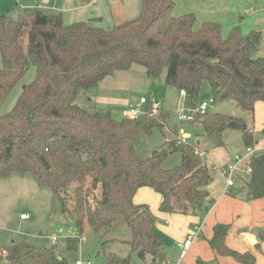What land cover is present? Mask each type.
<instances>
[{
  "label": "trees",
  "instance_id": "1",
  "mask_svg": "<svg viewBox=\"0 0 264 264\" xmlns=\"http://www.w3.org/2000/svg\"><path fill=\"white\" fill-rule=\"evenodd\" d=\"M138 3L136 18L110 29L92 22L65 24L60 13L38 9L16 21L0 16V108L25 73L35 71L13 107L0 113V179L14 173L32 175L39 185L51 189L61 215L71 219L73 229L66 230L79 236L88 226L106 236L124 223L131 234L130 254L142 262L150 257V264H168L151 210L134 204L133 197L139 189L149 188L161 196L158 210L162 213L204 215L212 175L206 160L196 154L200 151L196 141L185 147L165 142L150 157L142 158L134 147L137 135L161 130L167 120L165 114L150 113L151 102L137 117L114 119L109 112L90 113L75 101L106 77L134 65L142 67L148 78L165 72V85L184 91V105L189 109L200 104L198 96L206 82L214 104L230 101L249 120L208 109L188 123H198L219 145L224 131H239L247 149L256 142L250 130L255 104H264V57H253L260 32L242 34L236 26L223 37L217 23L204 22L194 29L195 14L174 16V0ZM175 152L180 153V164L165 169L164 160ZM248 166L247 200L262 199L264 153L251 156ZM228 230L227 225H215L210 247L240 264H254L250 253L240 254L226 246ZM79 243L76 236L68 237L64 250L76 251ZM2 260L6 264H67L57 245L37 247L26 242L0 248ZM128 261L110 254L106 264Z\"/></svg>",
  "mask_w": 264,
  "mask_h": 264
},
{
  "label": "rangeland",
  "instance_id": "2",
  "mask_svg": "<svg viewBox=\"0 0 264 264\" xmlns=\"http://www.w3.org/2000/svg\"><path fill=\"white\" fill-rule=\"evenodd\" d=\"M102 1L100 5L102 22L99 24L102 29H110L113 27V24L118 25L122 23L121 21L123 20H132L138 16V0H114V3L123 9L122 12L124 17H120L121 14L118 12L114 13V7L110 6L112 0ZM174 4L173 14H181L182 12L187 14V12H193L196 16L199 14L202 21L206 18L220 22L223 26V36L227 35L230 26L238 24L242 32V30H245L244 24H247L250 19L254 18L256 13L259 12L264 15V0H174ZM34 9L52 14L57 13L53 0H0V16H5L13 21L18 20L19 17L25 13L33 12ZM210 9L213 10V14L208 18V14H210L211 11ZM239 9H242L245 13L237 17L235 16V11ZM253 9L254 11H259L253 13ZM107 12L108 17L105 18ZM250 15H252L251 18L249 17ZM174 16L176 15L174 14ZM258 17L261 19L260 16H257L255 20H257ZM196 27V29L200 27L199 23L196 24ZM256 56L264 57V31L261 36L258 50L253 53V57ZM0 68H2L1 59ZM128 74L131 76L130 86L127 90H114L109 87L105 89L104 94H107V97L102 101H97V99L95 100L94 98L92 102L86 103L83 96L84 94H81L78 96L75 103L79 107L83 106L85 110L90 112L106 113V110L107 112L109 110L112 118L121 119L123 113H127L130 107H134L142 97L149 102H157L160 105L161 113L168 116L165 126L162 127L163 130L167 131L169 128L183 129L184 133H192L191 123L184 121L180 122L178 120L177 113L184 103V97L179 96V91L175 87L165 85V72L158 77L148 78L142 67L134 65L131 67ZM34 76L35 71L33 68L25 73L3 102L0 113H6L13 107L23 85L30 83L34 79ZM93 91L95 90H90L85 95L90 96ZM210 98H214V95L209 85L204 82L200 89L198 102H207ZM145 108L146 107L142 105L140 107V112H144ZM209 112L230 115L245 121L249 119L245 112L230 101H217L214 105L211 104ZM253 123L258 124L257 126L264 124V105L262 103L255 105ZM164 138L165 137L159 129L152 130L148 135L141 132L137 135L135 140V151L142 158L150 157L156 149L163 145ZM198 138L201 141L200 147L207 151L208 155L212 153V155H214L215 152V155L219 157V159H216L214 155V163L216 164H220L227 160H233L235 156L242 157L245 154L246 146L243 143L242 135L239 131H224L221 136L220 145L218 141L211 137L200 135ZM165 160L163 164L168 163L173 167L178 166L180 164L179 152L171 154ZM206 163H208V161ZM210 172L213 179L214 172L211 169ZM239 175L242 178V182L239 181L238 185L242 190L245 188V183L249 180V177L241 173H239ZM11 177L14 181L19 179L17 184L20 185L18 187H11L13 195L10 199L1 198L0 219H4L5 212L8 218L3 224L1 222L0 226L11 228L12 231L16 233L15 242H26L37 247H49V236L56 235L63 237L65 235H70L66 229L70 227L72 231V221L61 215L60 207L53 201L51 189L39 185L30 174L14 173L6 179H11ZM235 182L237 183L236 179L234 180V183ZM147 206L151 210L150 205ZM21 213L28 215L30 218L20 220L19 215ZM163 216L164 215L160 213L157 216L154 215L155 225H167V223L165 224V221H163ZM79 238H81V240L76 251L67 252L64 250V238H60L57 244L59 255L66 259L67 264H75L76 261L85 262L86 260H91L92 264H106L110 254L120 259L128 258L129 261L127 264H144L135 254H130L128 242L131 239V234L124 223L114 228L106 236H102V234L96 233L90 230L88 226H85ZM162 238L164 251L166 255H168L169 261L172 263L178 257V255H176L177 252L173 251L172 245L173 243H177V241H175L176 239L171 241L164 234ZM1 246L2 245H0V247ZM0 264H6V261L2 260Z\"/></svg>",
  "mask_w": 264,
  "mask_h": 264
},
{
  "label": "crops",
  "instance_id": "3",
  "mask_svg": "<svg viewBox=\"0 0 264 264\" xmlns=\"http://www.w3.org/2000/svg\"><path fill=\"white\" fill-rule=\"evenodd\" d=\"M102 2H103L102 0L101 1L94 0L90 4H83L80 0H53L54 7L56 8L57 13L61 14L63 22L65 24H72L74 22H92L93 26L99 28H101L99 24H101L102 22L101 8H100ZM110 6L114 7L113 8L114 13L118 12L121 14L120 17H124L122 12L123 9L120 6H117L116 3H114V0H112ZM212 11L213 10H211L210 14H208V18L211 17L210 15L213 14ZM258 11H254L253 9V13ZM110 13H111V7H110ZM243 13L245 12H243L242 9L236 10L235 16L238 17ZM174 14L176 16H180L186 13L182 12L181 14H176V13ZM257 16H260L261 19H259L258 17L257 20H255V17ZM107 17H108V12L105 18ZM249 17L251 18L252 15H250ZM124 21L125 20L121 22ZM204 22H213L219 24L221 27V35H222L223 26L220 22H217L214 19H206V18H204L202 21L200 19L199 14H197L196 16L194 29L197 28L196 24L199 23V25L201 26V24ZM115 25L116 24H113V26ZM236 26L239 27L238 24H234L230 26V28L228 29V33L231 28ZM244 26H245L244 28L245 30H242L241 32L242 34H248L251 31H257L260 32L262 36V33L264 31V15L259 12L256 13L254 18L250 19L247 24H244ZM257 57H263V56H257ZM128 72H130V70L127 72L114 73L113 75L106 77L98 84L97 87L91 89L95 91H93V93L90 96L89 95L84 96L85 102L86 103L92 102L94 98L95 100L97 99V101H102L106 99L107 94H104V92L105 89L109 87H111L114 90H119V89L127 90L130 86V76H131L130 74H128ZM260 103L261 102H257L255 105ZM81 108L85 109L83 106H81ZM108 112L110 113L109 110ZM90 113H95V112H90ZM126 115L127 113H123V116ZM257 125L258 124L253 123L252 128L250 130L254 138L256 139L255 145L261 147L264 146V124H261L259 126ZM191 126H192L191 130L194 140L196 141L200 151H202L205 154L204 159L206 160V162L208 161L209 164L207 163V165L210 166L212 170L214 167L224 166L232 161V160L230 161L227 160L220 164L214 163L215 152L214 155H212L213 153L211 155L210 154L208 155L207 151L203 150L200 147L201 141L198 137L200 135L206 136L203 132L202 127L198 123L196 124L191 123ZM159 131L165 137L163 142L165 143V142L174 141L176 136L179 134V132L183 131V129L169 128L167 129V131L163 129ZM216 159H219V157L216 156ZM164 164L162 165L165 169H169L173 167L168 163H164ZM6 178L0 179V202H1V198L10 199L12 197L13 191L11 187L14 186L18 187L20 185L17 184V181H19V179L18 180L16 179L14 181L12 177L11 179H6ZM235 179L237 180V183L235 182L232 187H227L225 179L217 175L216 171L214 172V178L206 188L208 192V197L205 200L204 206L209 207V209L207 212L204 213V215L201 214V215H193V216H184L178 214L162 213L158 210L159 203L161 201V196L159 194L153 192L149 188H141L136 192L135 196L133 197L134 204L146 205V206L150 205L153 216L154 215L157 216L159 213L164 215L163 221H165V224L167 223V225L158 226L156 224L155 226L157 230L161 233V235L163 234L166 235L171 241H174L173 239H176L175 241H177V243L183 241L194 227L201 226V230L198 238H196L193 241L189 250L187 251L186 255L181 261L179 259V250L176 247L177 243L172 244L173 251L177 252L176 255H178V257L174 262L171 263L169 261L168 255H166L168 264L170 263L178 264L179 261L180 264H199V263L240 264L239 262L235 261V259L232 257L218 255L210 247L209 240L212 238L213 228L217 224H224L229 226V230L225 239V244L230 250L240 254L250 253L254 257V264H264V198L257 200H247L246 188L241 190L240 186L238 185L239 181L242 182V178L240 177L239 173L235 176ZM21 215H25V214L21 213L19 216ZM7 218L8 216H6V212H5V217L4 219H0V223L2 222L3 224ZM20 220H26V219L20 218ZM15 234L16 233L12 231L11 228L0 226V245H2L0 248H3L11 243H17L14 241ZM49 245L51 244L49 243ZM149 259L150 257H146L143 263L144 264L150 263Z\"/></svg>",
  "mask_w": 264,
  "mask_h": 264
},
{
  "label": "built area",
  "instance_id": "4",
  "mask_svg": "<svg viewBox=\"0 0 264 264\" xmlns=\"http://www.w3.org/2000/svg\"><path fill=\"white\" fill-rule=\"evenodd\" d=\"M179 95L181 97H185V92L180 91ZM148 102L149 101H147L145 98H140L138 103L134 107L132 106L128 110L127 115L130 117H137V116L143 114V112H140V107L142 105L147 104ZM211 104H214L213 98H210L207 102L200 103L198 105V107H196L195 109H189V108L185 107V105L183 104L181 109L177 113L178 120L180 122H182V121L192 122L195 115L205 114L208 111ZM150 113L154 116H159L161 114V108L157 102H151ZM193 139L194 138H193V135L191 133H184L183 131H181L176 136L174 141H175L176 146L185 147L186 145L191 143ZM258 153H264V146L259 147L257 145H254L252 147H248L245 150L244 156H242V157L235 156L234 159L230 163H228L227 165L215 167V171H216L217 175H219L225 179L227 187H232L234 185L235 176L238 173H243L246 175L250 174L251 169L248 166V161L251 158V156L258 154ZM196 154L201 158L205 157V154L202 151H196ZM20 218L29 219V216L28 215H21ZM200 230H201V226L194 227L192 229V231L186 236V238L183 241H180L176 244V247L179 250L180 261L186 255V253L189 250L193 241L196 238H198ZM67 232L70 235H65L63 237L56 236V235L49 236L48 239H49L50 244L51 245H57L59 243L60 238H64L66 240V238H68V237L74 238L75 236L78 238L79 241L81 240V238H79V236L76 235L74 232H71L68 230H67ZM180 261L178 264H180ZM75 264H92V262H91V260H86L85 262L76 261Z\"/></svg>",
  "mask_w": 264,
  "mask_h": 264
}]
</instances>
